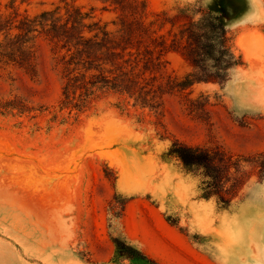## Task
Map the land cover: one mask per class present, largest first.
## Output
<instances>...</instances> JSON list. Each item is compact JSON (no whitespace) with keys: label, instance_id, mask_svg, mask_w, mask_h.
I'll use <instances>...</instances> for the list:
<instances>
[{"label":"rangeland","instance_id":"1","mask_svg":"<svg viewBox=\"0 0 264 264\" xmlns=\"http://www.w3.org/2000/svg\"><path fill=\"white\" fill-rule=\"evenodd\" d=\"M138 1L175 48L156 73L157 109L111 90L61 109L64 49L43 35L35 75L0 61V264H264V0ZM66 3L119 27L105 0H0V15L18 22ZM214 16L237 62L223 79ZM174 138L208 151V190L227 206L204 194L202 169L166 154ZM114 237L146 258L120 256Z\"/></svg>","mask_w":264,"mask_h":264},{"label":"trees","instance_id":"2","mask_svg":"<svg viewBox=\"0 0 264 264\" xmlns=\"http://www.w3.org/2000/svg\"><path fill=\"white\" fill-rule=\"evenodd\" d=\"M105 1L113 4L119 11V27L115 31L100 26L98 21L86 22L93 18L91 12H83L81 7L69 3H66L64 13L60 12L59 7H55L42 10L33 17L25 15L18 22L14 19L16 15H0V61L17 64L35 75L34 39L43 35L53 44L51 49H64L60 56L55 57V65L61 66L62 73L61 109L79 111L101 90L126 95L133 99L134 104L157 109L160 105L157 99L161 98L164 92L160 89L162 84L155 86L156 73L164 62L163 55L169 48H173V43L167 44L164 35L155 36V31L144 24L145 7L138 0ZM209 19L210 23L207 25L215 29L214 37L209 39H216L219 58H225L219 77L223 79L227 69L237 62L226 45L221 21L216 16ZM155 21H159V17L149 22V25ZM182 37L183 35L181 39ZM201 37L205 38L204 34ZM187 38L190 39V35ZM181 53L193 66L199 67L198 60L186 49L181 50ZM191 83L192 81L189 82ZM187 84V80L179 83L182 89ZM166 154L177 157L187 169H202L203 174L211 180L206 181L204 194L214 193L219 203L228 205L229 200L224 195L208 190L215 188L217 181L216 175L211 174L209 168L217 166L204 147L189 145L174 138ZM118 217L120 218V215ZM112 241L120 256L146 258L140 250L117 237Z\"/></svg>","mask_w":264,"mask_h":264}]
</instances>
